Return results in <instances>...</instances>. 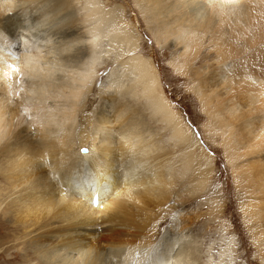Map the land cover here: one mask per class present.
<instances>
[{
  "label": "bare ground",
  "instance_id": "6f19581e",
  "mask_svg": "<svg viewBox=\"0 0 264 264\" xmlns=\"http://www.w3.org/2000/svg\"><path fill=\"white\" fill-rule=\"evenodd\" d=\"M82 1V8L76 10V17L79 11L84 13L78 23L72 19L76 0H0V133L12 134L16 147L4 154L12 183L7 184L11 196L3 193V202L9 201L7 214L20 216L32 207V255H36L37 264H198L199 246L192 235L183 234L197 215H189L192 222L183 225L179 220V227L178 219H174L168 232L153 241L162 219L180 211L186 200L194 202L201 193L212 191L206 182L211 161L200 148L196 150L198 144L190 129L162 92L157 68L139 51L135 27L131 31L125 25L127 19L122 20L123 6L117 3L108 10L100 0ZM246 1L132 0L131 4L157 48L166 45L169 38L171 46L181 49L183 64H172L175 72H181L187 63L185 55L191 54V60L205 47L215 51L216 62L239 56L232 51L240 39L253 42L264 55V45L256 40L264 32V0H248L256 4L255 9ZM223 13L233 16L230 36L223 29ZM48 19L54 23L44 27ZM215 19L218 24L214 31L218 27L220 31L213 43L210 40L205 45L197 30L205 34ZM104 38L105 50L100 49ZM110 54L119 72H109L102 80L95 89L99 100L83 116L90 101L85 100L91 99V87L103 69L97 67ZM201 76L200 72L194 74L199 83L193 90L203 100L201 108L207 111L209 129L217 132L222 126L227 131L232 128L230 122L241 118L235 117L236 110L241 114L245 104L230 98L231 94L225 99L228 105L217 106L215 97L209 112L214 97L204 95V87L208 85L207 91L214 94L220 80L212 72L208 82ZM239 76L251 80L253 71L245 68ZM124 79L128 83L122 82ZM254 95L256 99L259 94ZM80 111L89 130L84 124L76 128ZM254 118L251 121L264 126L261 118ZM149 120L154 121L155 128ZM249 124L250 120L246 127ZM246 127L241 122V129ZM251 130L254 132L249 134L254 135L261 129L248 128ZM165 131L167 137L163 139L160 134ZM233 136L231 132L230 138L224 137L226 160L231 166L243 157L234 155ZM85 147L84 153L79 152ZM253 162H249L252 169ZM258 169L244 181L254 183L247 192L253 208L257 207L248 216L251 226L264 237V171ZM189 170L193 171L191 176H187ZM73 182L80 189L76 193ZM212 210L220 213L216 207ZM252 234L260 236L258 232ZM231 242L220 248L217 262L208 255L206 264H233ZM263 243L264 239L258 241L260 248Z\"/></svg>",
  "mask_w": 264,
  "mask_h": 264
},
{
  "label": "rangeland",
  "instance_id": "374dc122",
  "mask_svg": "<svg viewBox=\"0 0 264 264\" xmlns=\"http://www.w3.org/2000/svg\"><path fill=\"white\" fill-rule=\"evenodd\" d=\"M100 2L102 7L105 9L107 8L108 10L112 8L111 5L117 3L123 6L125 12H123L122 20L125 21L127 19L125 21V25L129 27L131 31L132 28L135 27L136 35L139 36V51L142 52L144 56H149V58L153 62V65H155L154 67L157 68V80L162 89V92L166 95V98L170 102L171 107L173 106L172 109L181 117L186 127L190 129L191 134L193 135V139L198 144V148L196 150L200 148L203 153L206 154V156L210 159L212 164L211 173L206 176V182L209 186L211 185L210 187H212V191H210V193H206L207 195L205 193L202 195L201 193V195L197 197V200H195L194 202H189L186 200V203L183 205V207H181L180 211H174L175 213L172 212L170 215L167 216L166 219H162L161 223H159L158 225V229L155 231V239L153 242L155 243L160 238V236L164 234L165 231L168 232L171 226V222H174L176 218L178 219L177 225L179 227V220H181V222L183 221L182 225L184 223L186 224L187 222L191 221L189 215L195 214L197 215V217L192 220L194 224L191 223L189 225L190 227H185L183 230V234L192 235L193 239L195 238L194 241L198 243H195L196 246H199L196 247L198 251L197 255L199 257H196V259H198V264H206L208 255L212 257L213 262H217V253H219L221 249L225 248V245H227L228 241L230 242V240L232 241V244L230 243V246L232 248L231 259L233 260V264H264V243L261 248L258 244V241L263 240L264 237H262L263 235L260 230L256 229L255 226H251L252 221L248 216L249 213H251L252 210L257 207L255 206L253 208L254 202L252 199H250L251 195L248 194L249 190L251 189V185L254 186V183L246 184L244 181L245 179H249V177H253V175L256 173V171H254L255 168L258 169L264 164V132H262L264 126L257 124L255 120L251 121L252 118H254L253 116L255 115L256 117L258 116L259 118H261L263 121L262 123H264L263 53L260 54V51H257V49L254 48L255 45L253 42H248L246 39H240L235 43L232 51V54L240 53L239 56L233 58H226L224 60H221L220 62H216L215 51H210L207 47H205L203 48L201 54L198 52L200 55L197 53L198 55L196 57H193L191 60L190 57H192V55L186 54V66L182 67L181 72H175L173 70L172 64H183L181 49L177 50V48L175 49L173 46H171L169 43V38L166 45L162 44L161 48H157L154 40L150 36L151 34L145 28L144 23H142V18L140 17L136 9L133 7V4H131L133 3L132 0H100ZM246 3L251 4V8H256V4L250 3L248 2V0L246 1ZM82 4V0L80 2L76 0V4L73 5V7L75 8V12L73 13V15H75L72 19L76 20V22L78 20V23H81L82 16L84 13L82 11H79L76 17V10H80L82 8ZM221 15L223 18H225L223 29L227 30L230 36V20L233 18L232 13H223ZM216 20L217 19H215L212 28L205 34L202 33L203 30H197L202 34L201 37L205 45H207L210 40L211 43H213V37L217 34V32L220 31V27H218V30L216 32L214 31V27L218 24ZM252 22H254V18L252 19ZM53 23L54 21L48 19L44 23V27H49ZM62 25L63 26L61 27H64V21L62 22ZM247 32L248 31L245 32V35L247 34ZM256 40L264 45V32L258 34ZM106 44L107 43L104 38L100 43V49L105 50ZM139 51L134 52V54H138ZM126 56L127 55L122 56L119 59H124L126 58ZM243 59L244 61H242ZM115 61L116 60H113L112 55L110 54L109 56H107V58H104L103 64L100 65V67H97L103 69L98 72V77L95 82V85H92L91 87L92 91L91 93H89L91 99L85 100V102H88V100L90 101L88 103V107L84 108L85 110L83 116L85 114H89V112H91L92 108L99 100L98 91L95 89L98 88L102 80H104V78L108 75L109 72H119V70L116 68V65H114L116 64ZM245 68L250 72L253 71L254 77L252 76L251 80H245L244 78H240L239 75L241 74L242 70H245ZM196 72L202 73L200 79H204L207 82V76L209 72H212L213 75H216L217 77L219 76L218 78L220 80V87L214 90V94L213 92L211 93L207 91L208 85H205L204 87V95L214 97L212 98V102L210 101V103L212 104H209L207 108L209 112L210 110H213L212 108L215 104V97L217 106H219L221 103V105L226 104L225 99L228 98L231 94L232 96L230 98H233L238 103L239 100L243 101V103L245 104V107L241 110V114H239V109L236 110L237 115L235 114V117H238L239 115V117L241 118L230 122L232 128L230 127L229 130L223 131L222 126H219V128H217V132H215L214 129H209L210 124L207 111L201 108V103L203 100L200 101L199 97L195 94V91L193 90L194 88H196V85H198L197 82L199 81V78L196 79L194 77V74ZM222 79L225 80V82H223ZM122 82L128 83L126 79H124ZM250 90L253 93L255 92L254 94H259L258 97L256 95L259 100L257 98L255 99L254 94V96L250 95ZM210 91H212V89ZM13 102H15L14 99ZM15 105L17 104L15 103ZM226 105H228V103ZM0 111H3V108L1 106V100ZM248 111L250 112L248 113ZM78 114L79 118H81V121H77L76 128L80 129L81 126L84 124V120H82L81 111L78 112ZM145 115L147 116L146 113ZM245 117H248V120H250V124L248 127H246L248 120L245 119ZM26 122H28V120H26ZM149 122L150 126L155 128V123H153L154 121L152 122V120H149ZM241 122L243 123V127L246 128L241 129ZM84 125L86 130L90 129L86 122ZM256 127L261 130H255L254 135L249 134L254 132V130L248 131V128L255 129ZM231 132H233L234 135L231 141L236 142V146H234V155H238L239 153V155L243 156L241 159L244 158V153L246 155L245 159H240L241 161L237 160L238 162H240H236L232 166L229 165L226 160L227 157L225 154L224 141V137L230 138ZM160 135V137L165 139L167 137V132H161ZM0 136H2L3 138H0V264H37L36 255H32L35 251L34 229L30 226V220L32 218V207H30L25 213L20 216H10L7 214L6 210V205L9 203V201L3 202V193H10L11 196V192L7 190V184H9L10 182V179L8 178V176H10V173L7 172L9 170V166L6 165L7 162L5 161L7 159L5 158L4 154L5 151H12L16 147L13 146L12 143V134L10 135L9 133L3 135L2 133ZM261 136H263V138ZM167 144L168 142L166 143V147H168ZM6 145L7 147L5 148ZM11 145L13 148L11 147ZM258 146L260 148H258ZM86 149V147L81 148L79 149V152L84 153ZM2 150H4V152ZM240 151L242 153H240ZM259 154H261L260 157ZM254 159H261L259 161H261L263 164L260 162V165L259 161L253 162ZM250 161L251 163L253 162L254 166L252 165V167H255L253 168L254 170L250 168ZM255 164L259 167H256ZM241 165H244V167ZM190 167L194 168V163L190 164ZM263 167H260V169L264 171ZM17 171L18 170L14 171V173H18ZM19 171L21 170L19 169ZM261 173L263 174L264 172L261 171ZM192 174V170H189L187 172V176H191ZM202 181L204 182L203 179ZM207 183L206 186H208ZM186 186H188V184ZM9 188L12 187L9 186ZM206 200H208L209 202H207ZM199 204H201V207L197 209V206ZM215 207L219 209L220 213L216 212L214 214L212 209H214ZM241 207L246 212H244V210H241ZM210 210H212V214L209 212ZM162 216L163 213L160 214V218ZM183 219L187 221H184ZM155 221L158 222L159 220L156 219ZM154 226L155 225H153V227ZM99 228L100 227H98L97 232L101 233V229ZM253 232H258L260 236L257 238L256 236H254V234H252ZM255 240L258 241L256 242Z\"/></svg>",
  "mask_w": 264,
  "mask_h": 264
}]
</instances>
